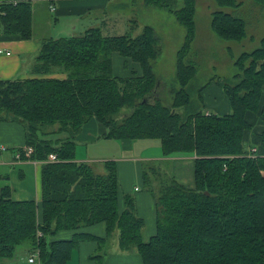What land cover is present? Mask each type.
<instances>
[{
	"label": "trees",
	"instance_id": "1",
	"mask_svg": "<svg viewBox=\"0 0 264 264\" xmlns=\"http://www.w3.org/2000/svg\"><path fill=\"white\" fill-rule=\"evenodd\" d=\"M33 1L38 0L1 4L0 34L32 39ZM196 1L183 0L179 8L178 0H144L146 6L172 13L186 31L176 62L180 89L169 106L158 96L161 84L153 62L162 48L150 26L138 37L106 36L92 28L81 36L46 39L33 77L0 82V122L21 124L26 147L34 149L30 159L43 163L41 205L14 201L11 186L0 184V264L13 259L26 242L41 264H67L82 242L95 241L103 251L115 232L119 248L136 249L144 264H264V157L256 148L247 151L244 143V134L254 127L250 115L264 117V38L235 61L238 82L224 88L230 113L196 110L188 90L197 75L195 63L188 60L197 32ZM214 1L221 9L242 5ZM250 1L264 7V0ZM236 12L212 13V30L223 41L246 38L247 23ZM114 53L138 64L140 71L130 77L113 75ZM57 70L66 77H53ZM125 108L132 112L120 118ZM93 119L106 128L107 139H157L166 158L196 156L194 187L173 176L162 184L156 232L148 241L135 199L125 196L120 208L116 163L106 162L104 174L76 160L77 135ZM52 133L66 137L54 140ZM261 138L264 143V132ZM53 153L58 161L47 162ZM97 224L106 226V237L82 231ZM61 231L74 233L71 239L49 242ZM103 257L92 260L102 264Z\"/></svg>",
	"mask_w": 264,
	"mask_h": 264
},
{
	"label": "crops",
	"instance_id": "2",
	"mask_svg": "<svg viewBox=\"0 0 264 264\" xmlns=\"http://www.w3.org/2000/svg\"><path fill=\"white\" fill-rule=\"evenodd\" d=\"M24 1L30 0H0V5ZM128 3V0H57L55 3L56 10L52 12L49 1H33L32 39H9L0 34V49L4 52L11 53L9 56L5 53L0 54V82L24 80L33 77L34 75L31 74V63L39 55L43 41L46 39L76 37V34L80 35L84 28L88 26H90L89 29L94 28L92 25L94 23L92 21L97 20V18H105L104 16L110 14L113 15V18L103 20V24H101L102 28H99L105 35L110 32L114 33L119 31L125 26V22L123 18L120 17L117 19L115 17L116 12L128 8ZM47 29H49V31H46ZM116 54L119 55L117 60L118 65L123 66L126 70L121 75L115 76L130 77L133 71H140L138 64L127 60L118 53ZM55 77L65 78L66 75L56 74ZM218 89L217 87L214 92L213 87L207 85L202 93L203 96L207 94V97L205 96L206 100L209 101L207 106L210 107L213 105V108L217 112L215 114L226 115L231 111L229 100L225 92L223 91L224 95L223 92L221 93ZM219 96L221 99H219ZM205 112L209 113L210 111ZM249 119L254 127L244 134L245 146L249 152L251 149H258L259 156L264 157V143L261 138V134L264 132V117L261 113H257L250 115ZM105 134L106 128L96 119L91 120L85 125L76 138L77 144L81 145L82 148L81 157H78L76 151L77 162L89 164H105L109 161L115 162L118 170L119 184L120 182H124L127 190L126 192H128L132 190L130 179L135 178L140 180L142 178L141 166L143 162H153L156 160L170 161L173 168L172 176L175 180L184 186L194 187L195 154H182L166 158L162 153L163 156L160 158L143 157V155L136 154V146L147 148L150 147V145L139 144L137 142L151 141L150 139L116 140L105 138ZM25 142V130L21 124L17 122H0V182L4 180V185L11 186L13 190L12 199L14 201L23 202L35 200L38 205H41L43 163L32 161L28 158H22L21 160L16 159L17 152L26 148ZM91 144L104 147L105 149L103 151L106 155H103V157H90L88 148ZM109 148H114V150L111 151ZM133 190L136 192L138 188H134ZM122 191L123 189L120 184L119 205L121 210L124 209L125 196L130 195H123ZM138 199L139 213L145 223L147 224V216H152L154 218L152 221V229H154L155 234L157 216L155 205L152 203L150 196L146 194L140 193ZM39 217L41 219L40 212ZM82 231L100 238H104L107 235L106 226L104 224L86 227ZM73 233V231H61L54 237H51L49 242L71 239ZM98 248L99 246L95 241L89 240L82 242L74 251L75 254L73 253L71 260L67 264H97L96 261L92 260V254L95 253ZM115 250L117 251L116 254L110 255L107 258L103 257L102 264H144L140 255L136 252H132L133 249L127 252L122 251L119 248L118 241L115 244ZM33 253V250L30 248L27 254H24L28 264H41L39 256L36 257L34 263L29 262V258Z\"/></svg>",
	"mask_w": 264,
	"mask_h": 264
},
{
	"label": "rangeland",
	"instance_id": "3",
	"mask_svg": "<svg viewBox=\"0 0 264 264\" xmlns=\"http://www.w3.org/2000/svg\"><path fill=\"white\" fill-rule=\"evenodd\" d=\"M129 1V7L116 12V18H123L125 26L119 31L114 33L110 32V36H119L130 33L132 37H138L142 34L143 29L147 26L152 27L155 30L157 38L160 40L162 54L153 62L154 71L161 84L158 96L161 102L169 106L173 102L174 92L180 89L179 84L176 80V62L179 50L182 48L185 41L186 31L176 20L175 16L164 10L155 7L146 6L144 0H137L136 3ZM179 8L182 7L183 0H178ZM241 3V7L236 9H221L214 0H197V14H196V39L191 48L189 61L195 63L197 68V75L195 79L190 83L188 90L190 93L192 104L196 110L210 111L212 114L217 113L213 108L207 106L209 101L203 96L202 91L205 90V86L211 85L215 92L218 87L221 93L224 91L226 86L235 85L238 80L235 78L237 74H240L239 69L235 66V61L243 53H250L260 46V41L264 38V7H257L250 0H237ZM218 10L226 12L237 11L236 14H240L247 23V35L243 41H223L220 39L212 30V13ZM105 18H97L92 21L93 27H101L103 20L107 18H113V15L104 16ZM124 24V23H123ZM90 26L84 28L80 35L84 34ZM46 31H49L47 29ZM80 36L79 34H76ZM105 35V34H104ZM118 56L116 53L112 55L113 62V75H121L126 69L118 65ZM35 63V60L31 63V69ZM53 76L66 75L64 72L57 70ZM32 74V71H31ZM219 92V91H218ZM224 94V92H223ZM225 95V94H224ZM219 99L221 97L219 96ZM131 109L125 108L120 113V118L130 115ZM180 112H184V109ZM209 112V113H210ZM55 130V128H51ZM78 136V135H77ZM59 137H66L65 134L50 135L51 139H57ZM139 144H147L150 147L144 148L136 146V154L143 155V157L160 158L162 157L161 143L160 140L151 141H139ZM88 148L90 157H103L106 153L103 151L105 148L101 145H89ZM81 145L77 146L78 157H81ZM111 151L114 148H109ZM93 167L97 173H106L104 163H93ZM142 178L137 180L131 178L130 182L132 190L126 192V186L124 182H120L123 189L122 194H130L136 201V207L138 215L139 204L138 195L140 193L150 196L152 203L156 207V200L160 192V188L163 183H166L169 178L173 175L172 163L170 161H153L143 162L141 166ZM146 176V180L145 177ZM1 185H4L5 181L2 180ZM134 188H138V191L134 192ZM140 190V191H139ZM141 217V216H140ZM152 216H147V224L143 228L142 234L144 241H148L152 235H154V229H152ZM51 238V237H50ZM49 238V239H50ZM118 241V232H115L109 242L103 248V251H95L92 256L104 255V258L109 257L117 253L115 250V244ZM31 243L26 242L17 248L15 257L11 260H5V264H28L26 256ZM132 252H136L133 249ZM75 254V252H74Z\"/></svg>",
	"mask_w": 264,
	"mask_h": 264
},
{
	"label": "built area",
	"instance_id": "4",
	"mask_svg": "<svg viewBox=\"0 0 264 264\" xmlns=\"http://www.w3.org/2000/svg\"><path fill=\"white\" fill-rule=\"evenodd\" d=\"M57 2V0H52L51 1V3H50V9H51V11L52 12H54L55 10H56V5H55V3ZM6 54V55H11V53L10 52H4L2 49H0V54ZM207 114H208V112H207ZM253 152H256V150L254 149V150H252ZM33 152H34V149L32 148V147H26L24 150H20V151H18L17 152V154H16V159L17 160H21L23 157L24 158H28V159H30V157H31V155L33 154ZM56 161H58V158H57V155L56 154H51L49 157H48V159H47V162H56ZM39 236L41 237L42 236V234L41 233H39ZM37 256H39L38 255V253H33L32 255H31V257L29 258V262L30 263H34L35 262V260H36V257Z\"/></svg>",
	"mask_w": 264,
	"mask_h": 264
}]
</instances>
